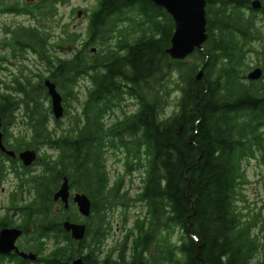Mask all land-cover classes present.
<instances>
[{
	"label": "trees",
	"instance_id": "obj_1",
	"mask_svg": "<svg viewBox=\"0 0 264 264\" xmlns=\"http://www.w3.org/2000/svg\"><path fill=\"white\" fill-rule=\"evenodd\" d=\"M67 2L0 0L1 11L33 17L35 27L13 30L12 45L37 53L49 73L36 74V82L22 75L6 83L13 91L0 96L4 136L18 151L41 153L48 146L57 152L39 155L40 173L19 174L21 196L28 192L33 198L19 204L13 194L11 210L22 217L28 249L38 259L13 255L11 262L73 264L82 257L85 264H264V217L243 206L245 162L259 158L264 164V77L249 81L246 73L254 43L264 45L256 14L261 11L250 0H208L210 38L204 50L176 61L166 53L174 20L149 0H97L83 33L65 27L52 42L48 22L58 16L59 3ZM69 45L72 55L61 56ZM83 78L89 85L81 101ZM47 79L64 98V118L69 101L79 103L65 126L45 104L51 101ZM173 92L179 97L168 114ZM131 99L136 109L128 111ZM20 109L27 125L15 135L10 129ZM115 115L109 124L107 117ZM108 151L122 155L126 175L140 172L135 197L129 198L124 176L110 182ZM3 174L0 166V188ZM64 177L72 191L93 203L80 242L63 225L81 222L75 204L65 209L54 201ZM129 200L143 211L123 241L104 254L108 212L129 208Z\"/></svg>",
	"mask_w": 264,
	"mask_h": 264
},
{
	"label": "rangeland",
	"instance_id": "obj_2",
	"mask_svg": "<svg viewBox=\"0 0 264 264\" xmlns=\"http://www.w3.org/2000/svg\"><path fill=\"white\" fill-rule=\"evenodd\" d=\"M257 0H250V2H254ZM261 2V5L264 6V0H259ZM97 0H68L67 3L62 4L59 6V13L58 16L55 18H52L48 22V32L51 34V41L56 42L58 38H60L63 34V30L66 27L67 31L72 32H80L83 33L86 26L88 25L89 18L91 10L96 6ZM262 9V8H261ZM259 11V10H256ZM259 21L260 28L264 29V22H262V19L264 18V14L261 12L256 13ZM33 24V21L31 18H29L26 15H18L14 13H1L0 12V43L6 36V27L14 28L17 26L25 25L30 26ZM42 29L44 30V26L40 24ZM128 37H132V35H129ZM263 44L259 42L254 43V49L257 51L251 52L248 58V62L251 65V68L247 70V74L255 67H258L260 65L263 66L264 64V56L261 55V53H258V51H262ZM98 48V46H96ZM96 48L93 49L94 52L97 51ZM67 50H69V53H62L60 51L61 56H71L72 55V47L69 45L66 47ZM1 51V50H0ZM29 56L31 57V60L29 62H26L24 66H26L28 69L24 70L25 75H31L34 78V81L36 82V74H40L43 76H48L49 73L46 70V66L44 65V62L40 61L36 55H34L31 51L29 52ZM190 61L192 59H189ZM188 60V61H189ZM1 67V65H0ZM7 68V66H6ZM0 68V79L4 80V82L11 83L13 77L9 73V71H1ZM12 70V69H11ZM14 74V73H13ZM89 85L88 78H83L80 80V85L78 88L79 97L82 100L85 98L86 94V88ZM7 86V85H6ZM0 88L4 89V85L0 82ZM179 97L178 92H173L170 97V103L168 108L166 109V112L168 114H171L175 110V103L177 98ZM70 112L67 117H65L62 120L63 125H67L69 123L71 115L75 112V110L79 109V103L75 100H70ZM45 104L47 106H51V101L48 99H45ZM135 101L132 99L128 102V111L135 110ZM18 118L15 119L14 125L11 126L10 132L14 133L15 135L20 134L22 131H25L26 127H24V122L27 124L26 119L24 118V111L22 109L17 111ZM119 112H117L118 114ZM116 116H108L107 122L110 124L115 119ZM54 116L52 115V118ZM55 119V118H53ZM51 125L55 126V121H51ZM26 126V125H25ZM45 153H50L53 156L56 157L57 152L48 146H43L41 153L44 155ZM108 161H107V171L109 173L110 182L114 183L116 180L120 179L122 176H124L126 181V190H128V196L129 198L135 197L136 193L139 191L141 186V174L140 172H134L130 175H126L125 166L122 160V155L115 156L113 151H108ZM245 169H246V175H247V181L244 185L243 189V195L245 196L247 202L243 205L245 208H249L250 210L259 212L264 217V164L261 159L259 158H253L249 159L245 162ZM35 171L37 173H40L41 168L35 167ZM5 181L2 184V187L0 189V217L6 215V208L8 207V202L10 197L16 193L17 190V182L13 176H7L4 179ZM62 184V183H61ZM61 186V185H60ZM77 192V191H75ZM28 192H25L21 198H24L25 200L29 201L33 198V196H29L27 194ZM78 193V192H77ZM80 193V192H79ZM132 200V199H131ZM129 208L125 209L124 207H116L108 212L107 220L110 222V228L109 235L104 240L101 249L104 252V254L114 250L118 244H120L125 235H126V229H129L138 214L142 213L143 208L142 205L136 202L128 201ZM3 209V210H2ZM75 215H80L79 211L75 210ZM125 215L128 216V223H124V217ZM80 221L83 223H86V220L82 218L80 215ZM92 240L89 239L88 243H90Z\"/></svg>",
	"mask_w": 264,
	"mask_h": 264
},
{
	"label": "water",
	"instance_id": "obj_3",
	"mask_svg": "<svg viewBox=\"0 0 264 264\" xmlns=\"http://www.w3.org/2000/svg\"><path fill=\"white\" fill-rule=\"evenodd\" d=\"M155 5L166 10L173 18L175 23L174 34L171 45L166 53L172 60L183 61L195 53L196 50H204L205 44L210 38L208 32L207 1L208 0H149ZM252 7L255 10L262 8L260 1H254ZM204 70H200L197 80H202ZM264 77V70L258 66L253 68L248 74L249 81H260ZM45 86L51 98L53 116L56 120H61L65 116L66 108L64 98L59 92L57 85L50 79L45 81ZM3 122L0 115V149L9 156L16 157L13 151H7L4 146ZM38 152L26 150L20 154V159L24 166H32L38 159ZM71 189L69 180L66 177L61 188L54 194V201H61L66 208L69 207ZM78 207V211L83 219L90 218L92 215V200L85 193H76L73 199ZM64 228L71 234L75 241H82L86 237L87 225L83 222H64ZM24 234L20 229H5L0 233V254L9 255L15 253L20 258L27 261H36L38 255L20 251L17 240ZM73 264H85L82 257L73 261Z\"/></svg>",
	"mask_w": 264,
	"mask_h": 264
},
{
	"label": "flooded vegetation",
	"instance_id": "obj_4",
	"mask_svg": "<svg viewBox=\"0 0 264 264\" xmlns=\"http://www.w3.org/2000/svg\"><path fill=\"white\" fill-rule=\"evenodd\" d=\"M252 3L250 2V6L251 7H252ZM60 5H62V4L59 3L58 11H59V6ZM259 11H262V14H264V6H262V9H259ZM0 12L1 13H11V12H4V11H1V10H0ZM14 14H18V13H14ZM18 15H26L29 18H31L32 21H33V24L30 25V26H27V27H35L36 23H35V21H34V19H33V17L31 15H28V14H18ZM21 26H25V25H21ZM21 26H17V27H14V28L6 27V29H5L6 36L4 37V39L0 43V50H1L0 51V65H1L0 68L2 69L1 71H3V72L9 71V73L13 77L12 79H14V80L16 79V77H21L22 75H25L24 74V72H25L24 70H27L28 68L26 66H24V65L26 64V62H29V60H31V57L29 56L30 50L28 51L27 48H25L23 50H20L19 47H18L19 49L18 48L16 49L12 45V40H13V37H14L13 36V30L14 29H18ZM39 27L42 29V27L40 25H39ZM32 53L34 55H36L38 57V59H40L39 56L37 55V53H35V52H32ZM40 61H42V60L40 59ZM6 66H7V68H6ZM0 82L2 83V85H4V89L0 88V96H2L3 93H6V91H13L12 87L8 88V86H6L7 82H4V80H1V79H0ZM12 82H13V80H12ZM0 115L2 117V122H3L4 118H3L2 114H1V112H0ZM17 118H18V113H16V119ZM24 118H25V116H24ZM13 125H14V123L11 126H13ZM23 125L25 127V125H27V124H25V122H24ZM2 130H3V128H2ZM12 140H14V139H12ZM8 142H10V140H7L5 138V136H4L3 143H4L5 148L7 149V151L15 152L16 153V157L9 156L7 153L2 152L1 149H0V166H2V168L4 170V174H3L4 178L2 179V184L5 181L4 180L5 177H7V176H13L15 178V180L17 182V190H16V193H15L17 195L16 199H17V202H19V204H21V203H25L24 201H27V200L23 201L22 198H21V194L22 193H21L20 190H21V187H22V180L19 177V174L20 173L35 174L36 173L35 167H39L40 168V165H38L39 164L38 163L39 162V158L37 159V161L32 166H30V167L24 166L23 162L20 159V154L22 152L26 151V150H33V149H25V150L18 151V150H15V149L11 148V146H10V144ZM38 154L40 155V152H38ZM39 155H38V157H39ZM15 166L18 168L19 172H17V168H15ZM65 178L66 177H64L63 182H64ZM63 182H62V184H63ZM2 184H1V187H2ZM62 184H61V186H62ZM69 184H70V181H69ZM61 186H60V188H61ZM76 193L77 192L71 190L70 204H75L73 199H74V195ZM58 203H59L60 206L63 205L65 209H68L70 207V205H69V207L66 208L65 205L61 201H59ZM74 206H75V210L76 209L78 210L77 205L75 204ZM11 208L12 207H11V197H10L9 202H8V207L6 208V215L3 216V217L2 216L0 217V233H1V231L5 230V229H15V228L24 231V229L20 226V223L22 222V217L20 216L19 213L16 214L15 212H13L11 210ZM26 239H27V237H26L25 231H24L23 236L21 238H19L17 240V243H16L17 246L19 247L20 251L37 254L35 251L28 249ZM13 255H16V254L15 253H12V254H9V255L0 254V257H2V256L5 257V260H4V262H6L5 264H13L11 262ZM16 256H18V255H16ZM32 262H35V261H32Z\"/></svg>",
	"mask_w": 264,
	"mask_h": 264
},
{
	"label": "bare ground",
	"instance_id": "obj_5",
	"mask_svg": "<svg viewBox=\"0 0 264 264\" xmlns=\"http://www.w3.org/2000/svg\"><path fill=\"white\" fill-rule=\"evenodd\" d=\"M3 65V64H2Z\"/></svg>",
	"mask_w": 264,
	"mask_h": 264
}]
</instances>
